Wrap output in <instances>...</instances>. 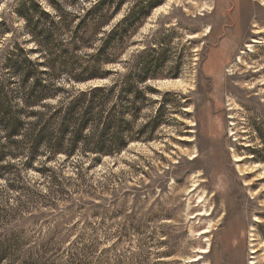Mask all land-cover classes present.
I'll return each instance as SVG.
<instances>
[{
    "label": "rangeland",
    "instance_id": "374dc122",
    "mask_svg": "<svg viewBox=\"0 0 264 264\" xmlns=\"http://www.w3.org/2000/svg\"><path fill=\"white\" fill-rule=\"evenodd\" d=\"M25 1L0 0V62L33 45ZM148 1L118 68L145 46L160 57L162 122L98 161L3 169L0 264H264V0H124L113 21Z\"/></svg>",
    "mask_w": 264,
    "mask_h": 264
},
{
    "label": "trees",
    "instance_id": "16d2710c",
    "mask_svg": "<svg viewBox=\"0 0 264 264\" xmlns=\"http://www.w3.org/2000/svg\"><path fill=\"white\" fill-rule=\"evenodd\" d=\"M123 3L47 0L48 11L34 0L13 6L33 45L14 40L0 62V178L9 165L43 163L50 153L98 161L134 139L152 138L164 114L162 105L150 111V94L163 95L149 83L162 76L160 57L147 56L145 46L127 56L126 71L118 64L156 3L113 21ZM8 28L0 19V35Z\"/></svg>",
    "mask_w": 264,
    "mask_h": 264
}]
</instances>
